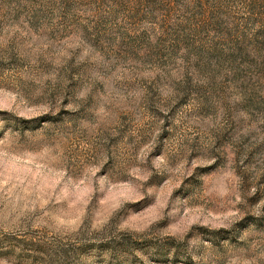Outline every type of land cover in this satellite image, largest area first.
<instances>
[{
  "label": "rangeland",
  "instance_id": "obj_1",
  "mask_svg": "<svg viewBox=\"0 0 264 264\" xmlns=\"http://www.w3.org/2000/svg\"><path fill=\"white\" fill-rule=\"evenodd\" d=\"M0 264H264V0H0Z\"/></svg>",
  "mask_w": 264,
  "mask_h": 264
}]
</instances>
